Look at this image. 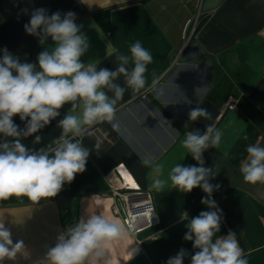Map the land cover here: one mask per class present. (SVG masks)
I'll use <instances>...</instances> for the list:
<instances>
[{"label": "crops", "instance_id": "0c3cea01", "mask_svg": "<svg viewBox=\"0 0 264 264\" xmlns=\"http://www.w3.org/2000/svg\"><path fill=\"white\" fill-rule=\"evenodd\" d=\"M37 8L46 9L49 16L57 11L75 13V22L82 25L90 43L81 57L84 63L98 60V67L115 70L112 49L130 54L129 46L137 40L150 51L153 62L148 65L145 89L135 95L126 90L118 103L113 122L118 128L97 124L92 137L78 138L89 149L97 138L102 141L98 153L90 152L83 173L39 205L26 197L0 200V221L11 229L14 242L23 240L26 246L15 261L5 264H35L54 245L59 231L92 214L119 222L124 233L104 246L107 259L90 258L91 264H167L181 248L189 253L183 264H191L196 249L184 240L188 221L181 220V214L187 212L190 220L208 211L201 203L207 194L200 187L180 192L170 181L162 192L152 190L154 171L143 166L141 158L151 155L162 164L163 179L177 163L199 166L181 141L186 132L203 133L212 123L223 135L220 145L205 151L203 159L205 167L217 172L210 183L220 185L212 194L223 217L217 235L235 232L249 264H264V183L244 182L240 164L228 157L247 129L257 132L254 144L264 147V0H0V57L6 48L21 62L37 64L38 54L53 46L51 38L42 46L24 30ZM103 12L109 15V30L96 19ZM197 15L194 27L191 22ZM153 73L158 77L155 89ZM118 82L123 86V77ZM230 96L236 98L238 109L217 120ZM70 107L64 105L60 117L37 133L41 144H32L34 136L22 142L30 148L46 146L60 135L57 122ZM195 107L206 108L212 120L190 121L188 113ZM13 120L20 129L27 122L18 115ZM117 166L151 195L158 224L132 234L121 214L114 212V205L122 207L112 192L113 183L119 181ZM132 248L138 252L128 261Z\"/></svg>", "mask_w": 264, "mask_h": 264}, {"label": "clouds", "instance_id": "9594fccd", "mask_svg": "<svg viewBox=\"0 0 264 264\" xmlns=\"http://www.w3.org/2000/svg\"><path fill=\"white\" fill-rule=\"evenodd\" d=\"M75 20L76 15L71 11L66 14L57 11L50 16L44 8L31 12L29 22L24 25L25 32L36 36L42 46L49 38L53 42V46L45 47L38 54L37 64L21 62L3 49L0 57V200L26 197L39 205L56 197L65 184L86 170L90 152L98 153L101 149L99 138L93 149L85 147L78 138L92 137L97 124L110 123L117 129L118 124L113 122L125 91L131 89L135 95L148 84L146 73L153 56L139 40L129 46L130 54L112 49L117 61L115 70L98 67V60L84 63L81 57L90 48L89 38ZM152 76L151 87L155 89L158 77L155 73ZM121 77L123 86L118 82ZM66 104L71 107L57 122V128L61 129L58 137L39 148H30L22 142L34 136L32 144H41L42 136L37 133L60 117V109ZM17 115L21 121H27L23 129L14 123L13 117ZM188 116L192 122L212 120V114L203 107L193 108ZM222 135L214 123L207 124L203 133L186 132L181 146L199 166L177 163L167 179L161 178L164 166L155 163L154 157L141 158L142 165L154 171L152 190L162 192L170 181L180 192L190 193L200 187L207 194L201 203L208 211H201L190 220L187 212L181 214V220L188 221L184 240L191 241L196 249L191 255V264H249L235 232L217 235L223 217L212 194L220 185L210 183L217 172L214 167H205L203 153L217 148ZM246 153L239 168L244 182L264 183V147L249 144ZM123 233L119 222L102 214L81 217L74 226L59 231L54 245L47 247L35 264H91L90 258L107 259L104 246L120 239ZM25 249L24 241L14 242L11 229L0 221V264L15 261ZM137 252L138 248L128 249V261ZM188 255L181 248L167 264H183Z\"/></svg>", "mask_w": 264, "mask_h": 264}, {"label": "built area", "instance_id": "2783aa9c", "mask_svg": "<svg viewBox=\"0 0 264 264\" xmlns=\"http://www.w3.org/2000/svg\"><path fill=\"white\" fill-rule=\"evenodd\" d=\"M197 20L198 15L191 22H194V27ZM194 27L192 28V33L194 31ZM192 33H190V35ZM237 109L238 103L236 98L233 96L228 97L225 104L221 106L218 111L217 120H219L226 111ZM115 169L119 172V181L117 185L113 183L112 192L121 202L122 207L118 208L114 205L113 209L116 214H121L124 226L132 234H137L147 227L158 224L159 218L152 202L151 195L141 189L139 185L134 182V180V184H130V182L126 180L123 173L119 170V166Z\"/></svg>", "mask_w": 264, "mask_h": 264}, {"label": "trees", "instance_id": "16d2710c", "mask_svg": "<svg viewBox=\"0 0 264 264\" xmlns=\"http://www.w3.org/2000/svg\"><path fill=\"white\" fill-rule=\"evenodd\" d=\"M96 19L100 23V25L105 29L109 30L110 24H109V15L107 12L99 13L96 15ZM169 117V115H168ZM172 120V119H171ZM173 121V120H172ZM247 136V139L245 140L244 137ZM257 138V132L254 129H247L240 140L237 142L235 148L231 152V154L228 156L230 160L236 165H239L242 160L246 157V147L249 144H254L255 140ZM217 185V184H215ZM219 185V184H218ZM64 220H66V224H68L69 221H67V216H64Z\"/></svg>", "mask_w": 264, "mask_h": 264}, {"label": "bare ground", "instance_id": "6f19581e", "mask_svg": "<svg viewBox=\"0 0 264 264\" xmlns=\"http://www.w3.org/2000/svg\"><path fill=\"white\" fill-rule=\"evenodd\" d=\"M122 172V171H121ZM123 173V172H122ZM123 175L125 176V174L123 173ZM126 180H128V182H130V184H134L133 183V179L130 178L129 176L127 177V175L125 176Z\"/></svg>", "mask_w": 264, "mask_h": 264}]
</instances>
